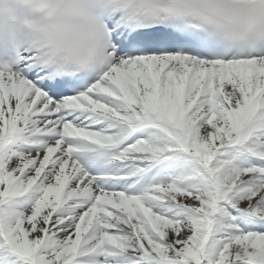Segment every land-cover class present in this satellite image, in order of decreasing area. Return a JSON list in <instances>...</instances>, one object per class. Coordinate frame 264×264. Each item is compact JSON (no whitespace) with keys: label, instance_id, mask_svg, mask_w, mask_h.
Returning a JSON list of instances; mask_svg holds the SVG:
<instances>
[{"label":"snow or ice","instance_id":"snow-or-ice-1","mask_svg":"<svg viewBox=\"0 0 264 264\" xmlns=\"http://www.w3.org/2000/svg\"><path fill=\"white\" fill-rule=\"evenodd\" d=\"M0 264H264V0H0Z\"/></svg>","mask_w":264,"mask_h":264}]
</instances>
